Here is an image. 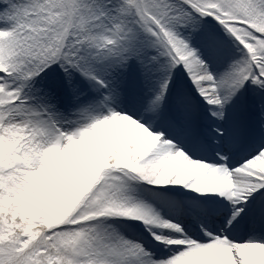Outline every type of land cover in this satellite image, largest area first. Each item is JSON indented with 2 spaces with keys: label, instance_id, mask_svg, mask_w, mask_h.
Masks as SVG:
<instances>
[{
  "label": "snow or ice",
  "instance_id": "obj_1",
  "mask_svg": "<svg viewBox=\"0 0 264 264\" xmlns=\"http://www.w3.org/2000/svg\"><path fill=\"white\" fill-rule=\"evenodd\" d=\"M0 264H264V0H0Z\"/></svg>",
  "mask_w": 264,
  "mask_h": 264
}]
</instances>
